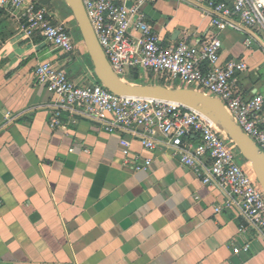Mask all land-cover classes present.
I'll use <instances>...</instances> for the list:
<instances>
[{
	"label": "crops",
	"instance_id": "crops-1",
	"mask_svg": "<svg viewBox=\"0 0 264 264\" xmlns=\"http://www.w3.org/2000/svg\"><path fill=\"white\" fill-rule=\"evenodd\" d=\"M59 1L67 20L45 6L76 41L70 56L0 15V264H264V233L225 206V191L181 166L160 138L148 152L127 131L106 132L74 110L62 113L64 128L48 127L53 98L35 84L36 65L52 61L72 82H93L76 25ZM141 11L162 48L218 38L221 62L247 64L237 77L241 94L264 98L262 31L235 21L237 29L219 32L198 0H151ZM122 141L129 143L127 162ZM145 159L149 168L136 171Z\"/></svg>",
	"mask_w": 264,
	"mask_h": 264
},
{
	"label": "built area",
	"instance_id": "built-area-1",
	"mask_svg": "<svg viewBox=\"0 0 264 264\" xmlns=\"http://www.w3.org/2000/svg\"><path fill=\"white\" fill-rule=\"evenodd\" d=\"M150 1L132 0L126 6L111 0H82L112 71L123 81L137 72H149L171 87L178 84L218 99L264 154V98L258 94L243 96L237 86L238 75L247 69L245 61L221 62L222 44L218 38H205L198 46L181 42L173 48H162L141 11ZM198 2L212 11L211 26L219 32L237 29L233 22L238 21L249 31L264 33V0ZM1 14L19 23L27 38L38 35L49 47L67 56L76 50L67 24L56 20L39 0H0ZM133 31L139 36L134 37ZM245 42L249 46L252 39ZM33 75L35 84L53 98L54 109L48 122L51 130L64 128L62 113L74 110L99 123L106 132L127 131L148 152L156 149V138H160L181 166L200 176L204 185L213 183L225 191V206L237 207L250 226L264 233L263 191L252 170L238 163L232 142L205 117L180 105L116 96L98 83L76 84L62 66L52 61L37 64ZM120 144L127 162L129 143ZM150 165L151 160L145 159L135 170H146ZM233 253L238 249L234 248Z\"/></svg>",
	"mask_w": 264,
	"mask_h": 264
},
{
	"label": "water",
	"instance_id": "water-1",
	"mask_svg": "<svg viewBox=\"0 0 264 264\" xmlns=\"http://www.w3.org/2000/svg\"><path fill=\"white\" fill-rule=\"evenodd\" d=\"M76 25L95 80L110 93L120 97L148 99L184 106L196 111L224 133L249 165L264 193V154L242 131L216 98L181 87L160 84H132L121 80L111 69L87 18L82 0H62Z\"/></svg>",
	"mask_w": 264,
	"mask_h": 264
},
{
	"label": "rangeland",
	"instance_id": "rangeland-1",
	"mask_svg": "<svg viewBox=\"0 0 264 264\" xmlns=\"http://www.w3.org/2000/svg\"><path fill=\"white\" fill-rule=\"evenodd\" d=\"M39 2L47 5L52 10V12H54L57 15V17L63 18L64 20H67L66 19L67 17H65L67 15L66 9L64 8V10L61 11V5L60 4H62V3L59 0H57L56 3H53V0H39ZM75 35L77 37L76 31H75ZM86 62H87L86 68L88 69V71L86 70L87 71L86 74L88 76L89 81H93V83H97V81L93 77L92 73L90 72L91 71L90 70V62H88V59H86ZM126 82L132 83V84H148V85L160 84V85H167V87H171L170 84L162 82V80L159 78H150V81H148V80H146V78H142L141 72H137V73L133 74L131 77L126 78ZM172 87L175 88V87H180V86H178V84H174V85H172ZM237 154H238L237 159L239 160L238 163L239 164L245 163L246 161L243 158H241V156L239 155L238 152H237Z\"/></svg>",
	"mask_w": 264,
	"mask_h": 264
},
{
	"label": "trees",
	"instance_id": "trees-1",
	"mask_svg": "<svg viewBox=\"0 0 264 264\" xmlns=\"http://www.w3.org/2000/svg\"><path fill=\"white\" fill-rule=\"evenodd\" d=\"M40 4H43V3L40 2ZM43 5H45V4H43ZM70 14H71V13H70ZM77 38H78L79 41H81L80 35H79V33H78V30H77ZM90 70H91V72H92V65H91V63H90ZM97 83H98V82H97ZM98 84H99V83H98Z\"/></svg>",
	"mask_w": 264,
	"mask_h": 264
}]
</instances>
